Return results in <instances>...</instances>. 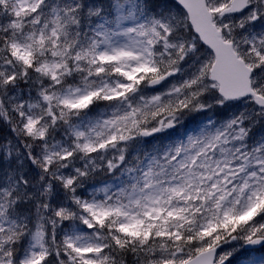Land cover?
I'll use <instances>...</instances> for the list:
<instances>
[{
	"label": "snow or ice",
	"instance_id": "obj_1",
	"mask_svg": "<svg viewBox=\"0 0 264 264\" xmlns=\"http://www.w3.org/2000/svg\"><path fill=\"white\" fill-rule=\"evenodd\" d=\"M0 264H264V0H0Z\"/></svg>",
	"mask_w": 264,
	"mask_h": 264
}]
</instances>
